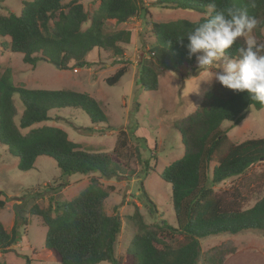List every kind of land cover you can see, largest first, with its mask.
<instances>
[{"label": "trees", "instance_id": "trees-1", "mask_svg": "<svg viewBox=\"0 0 264 264\" xmlns=\"http://www.w3.org/2000/svg\"><path fill=\"white\" fill-rule=\"evenodd\" d=\"M210 2L156 0L154 4L200 13L203 16L197 21H202L212 12ZM144 3V0H100L98 9L91 15L82 0L23 1L20 14L0 13V48L22 53L23 61L32 65L42 60L61 70L89 67L88 55L94 50H113L117 56H123L125 51L119 44L130 43L131 31H109L107 23L128 22L140 14ZM215 3L217 9L225 11L247 10L249 16L259 21L254 31L261 35L264 0H215ZM197 21L149 22L155 38L148 50L152 60L174 72L185 70L189 75L198 71L195 57L189 59L183 47L188 42L187 33ZM258 43H262L260 39ZM243 44V39H239L228 50L229 55L238 56ZM126 71V66L120 67L106 82L115 85ZM138 81L145 90L156 91L159 74L144 63ZM15 95L23 104L21 112ZM250 107L262 109L264 105L250 100L246 91L228 89L222 93L210 87L196 111L185 118L179 127L185 152L160 174L172 187L175 224L167 219L148 223L136 209L130 216L136 232L126 250L133 258L132 264H224L226 256L236 248L222 244L202 253L200 239L264 230V196L252 207L244 208L238 197L226 198L214 191L216 185L264 161V138L235 143L222 128L226 121L241 119ZM64 108L84 110L92 123L108 120L100 102L90 94L66 88L17 86L11 69H6L0 76V143L8 146L9 152L18 158L17 166L21 171L33 169L37 158L45 155L56 161L61 177L98 173L74 199H53L47 208L35 205L31 214L41 218L47 227L45 248L59 256V264H123L116 254L122 220L118 214L110 215L105 211L104 202L110 191L103 187L100 177L122 176L124 168L111 153L84 149L57 126H36L54 119L49 113L51 110ZM122 145H126L125 140ZM6 202L0 199V209ZM20 219L25 225L26 218ZM19 230L18 220L10 231L0 220V254L11 251L20 241ZM176 236L184 240L174 246L171 238Z\"/></svg>", "mask_w": 264, "mask_h": 264}, {"label": "rangeland", "instance_id": "rangeland-1", "mask_svg": "<svg viewBox=\"0 0 264 264\" xmlns=\"http://www.w3.org/2000/svg\"><path fill=\"white\" fill-rule=\"evenodd\" d=\"M23 1L31 0H0V13L20 14ZM69 1L64 0L66 3ZM155 1L144 0V9L126 23L109 21L107 30H129L131 41L119 44L125 51L123 56H117L113 50L92 51L88 55L89 67L61 70L42 60L32 65L23 61L22 53L0 48V76L6 69H11L15 85L28 89L66 88L88 93L100 102L108 118L106 122L92 123L84 110L64 108L51 110L49 113L54 119L36 126H57L84 149L111 153L124 168L122 176L100 177L103 187L110 191L104 202L105 211L110 215L118 214L122 220L116 254L122 258L123 264L133 263L126 250L136 232L135 223L130 219L136 209L148 223L167 219L175 224L172 187L160 174L166 166L183 156L185 149L179 127L187 116L196 111L206 91L210 87H216L222 93L228 90L219 83L210 86L200 82L205 78L201 70L188 75L185 70H166L152 60L148 50L155 38L150 32L149 22L197 21L203 16L189 10L161 8L155 6ZM82 3L93 15L100 0H82ZM251 35L264 43V27L261 35L255 31ZM144 63L151 65L159 74L156 91L145 90L139 84V72ZM122 66H126V73L118 83L109 85L106 78ZM14 100L21 112L23 104L19 96L15 95ZM222 128L235 143L264 138V107H250L241 119L226 121ZM123 140L126 141L125 146L122 145ZM17 165L18 158L9 152L8 146L0 143V199L7 200L5 207L0 209V220L8 231L18 220L21 235L11 251L0 254V264H59V256L45 248L47 227L41 218L31 214V209L35 205L47 208L53 199H74L87 187L91 178L99 174L61 177L56 161L45 155L39 156L29 171H21ZM214 191L226 198L238 197L244 208L252 207L264 196V161L216 185ZM21 217L26 218L25 225ZM183 240L181 236L171 238L174 246ZM222 244L236 248L234 253L226 256L224 264H264V230L200 239L202 253Z\"/></svg>", "mask_w": 264, "mask_h": 264}, {"label": "clouds", "instance_id": "clouds-1", "mask_svg": "<svg viewBox=\"0 0 264 264\" xmlns=\"http://www.w3.org/2000/svg\"><path fill=\"white\" fill-rule=\"evenodd\" d=\"M209 8L212 12L194 24L183 45L188 58L195 57L198 69L205 73L200 82L246 91L250 100L264 105V44L251 35L259 21L247 10L217 9L215 0ZM239 39L244 44L233 57L228 50Z\"/></svg>", "mask_w": 264, "mask_h": 264}, {"label": "crops", "instance_id": "crops-1", "mask_svg": "<svg viewBox=\"0 0 264 264\" xmlns=\"http://www.w3.org/2000/svg\"><path fill=\"white\" fill-rule=\"evenodd\" d=\"M97 53H98V51H97ZM90 61V60H89Z\"/></svg>", "mask_w": 264, "mask_h": 264}, {"label": "built area", "instance_id": "built-area-1", "mask_svg": "<svg viewBox=\"0 0 264 264\" xmlns=\"http://www.w3.org/2000/svg\"><path fill=\"white\" fill-rule=\"evenodd\" d=\"M75 70H77V69H75Z\"/></svg>", "mask_w": 264, "mask_h": 264}]
</instances>
